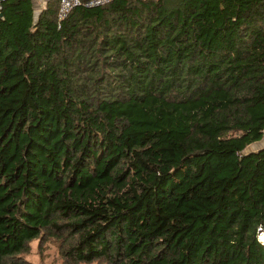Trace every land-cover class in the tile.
Returning a JSON list of instances; mask_svg holds the SVG:
<instances>
[{
    "label": "trees",
    "instance_id": "16d2710c",
    "mask_svg": "<svg viewBox=\"0 0 264 264\" xmlns=\"http://www.w3.org/2000/svg\"><path fill=\"white\" fill-rule=\"evenodd\" d=\"M89 1L2 0L0 264H264V0Z\"/></svg>",
    "mask_w": 264,
    "mask_h": 264
},
{
    "label": "rangeland",
    "instance_id": "374dc122",
    "mask_svg": "<svg viewBox=\"0 0 264 264\" xmlns=\"http://www.w3.org/2000/svg\"><path fill=\"white\" fill-rule=\"evenodd\" d=\"M36 11L44 5L45 0H36ZM264 146V141L252 146L253 149H258ZM46 239V240H45ZM43 242L36 240L30 244V253L23 258L31 264H68L62 254V239L47 237ZM92 264H107L104 261L95 262Z\"/></svg>",
    "mask_w": 264,
    "mask_h": 264
},
{
    "label": "built area",
    "instance_id": "2783aa9c",
    "mask_svg": "<svg viewBox=\"0 0 264 264\" xmlns=\"http://www.w3.org/2000/svg\"><path fill=\"white\" fill-rule=\"evenodd\" d=\"M114 0H91L88 3H86L85 5L87 7H99V6H104L106 4H109L110 2H112ZM82 4L81 0H61L60 3V10H59V19L63 20L70 12L73 8L78 7ZM2 0H0V12L2 11ZM264 231L260 232V236L259 239L260 241L261 236L263 234ZM263 243V241H261Z\"/></svg>",
    "mask_w": 264,
    "mask_h": 264
},
{
    "label": "crops",
    "instance_id": "0c3cea01",
    "mask_svg": "<svg viewBox=\"0 0 264 264\" xmlns=\"http://www.w3.org/2000/svg\"><path fill=\"white\" fill-rule=\"evenodd\" d=\"M47 1H48V0H45V1H44V3H43L44 5H42V7H40L39 11L45 7ZM39 11H38V13H39Z\"/></svg>",
    "mask_w": 264,
    "mask_h": 264
},
{
    "label": "bare ground",
    "instance_id": "6f19581e",
    "mask_svg": "<svg viewBox=\"0 0 264 264\" xmlns=\"http://www.w3.org/2000/svg\"><path fill=\"white\" fill-rule=\"evenodd\" d=\"M261 239H262V241H263V243H264V232H263V234H262V236H261Z\"/></svg>",
    "mask_w": 264,
    "mask_h": 264
},
{
    "label": "water",
    "instance_id": "95a60500",
    "mask_svg": "<svg viewBox=\"0 0 264 264\" xmlns=\"http://www.w3.org/2000/svg\"><path fill=\"white\" fill-rule=\"evenodd\" d=\"M0 16H2L1 14H0ZM262 241V240H261ZM263 245H264V243H263Z\"/></svg>",
    "mask_w": 264,
    "mask_h": 264
}]
</instances>
